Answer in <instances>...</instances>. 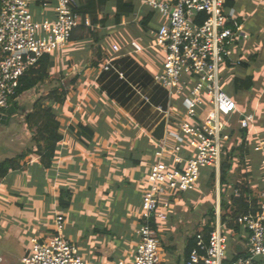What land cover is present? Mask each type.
I'll use <instances>...</instances> for the list:
<instances>
[{
	"label": "crops",
	"instance_id": "1",
	"mask_svg": "<svg viewBox=\"0 0 264 264\" xmlns=\"http://www.w3.org/2000/svg\"><path fill=\"white\" fill-rule=\"evenodd\" d=\"M123 1L131 4L133 11L117 17V0H94L96 9L83 16L89 19L90 25H84V30L75 29L65 46L49 53L46 67L48 77L17 98V111L12 119L21 122V132L8 134L9 143L4 147L0 145V162L16 157L29 147L32 149V144L26 145L28 140L31 141V129L25 123V116L34 110L37 111L36 122H44V108L53 114L57 123L56 133L61 137L48 168L39 162L40 153L34 147L20 159L18 167L3 177L0 183L1 236L6 237V229L9 231L10 228V231L17 233L21 227L27 226L20 219L21 213L14 212L16 206L22 205L19 198H26L24 200L35 204V219L39 220L40 215L42 221L49 217L50 205L54 212H59L58 199L62 190H69L72 194L73 200L68 211L86 210L79 209L78 205L83 198H90L94 205L86 201L92 205L89 210L95 209V213L104 218L111 211L104 201L108 197H101L105 194V188L116 200H121L120 213L112 222L113 233L107 242L101 243L106 246L102 252L92 254V247H95L92 241V247L89 242L84 246L82 254L91 264H108L112 261L134 264L142 196L147 187L150 168L156 160L155 151L166 132L178 129L184 120L190 121L185 117L183 104L187 91L183 96L172 97L170 106L167 95L168 123L163 118H152L154 107L160 106L153 101V98L158 99L156 87L160 86L152 78L162 70L164 59L157 45L156 33L166 20L146 6L143 0ZM228 1L230 5L226 6L229 11H233V22L237 24L239 38L235 40L232 56L221 69L229 71L233 83L236 78L252 77L251 88L240 89L250 93L243 98L246 101L240 103L234 99L239 111L235 115L247 112L252 116L250 136L256 135L255 139L259 143L255 148L261 146V149L264 145H260V142L264 141V136L252 130L254 122L264 121V113L260 110L264 108V0ZM77 3L81 5L83 0ZM56 4L57 0H29L33 20L39 27L38 35L43 34V21H55ZM108 61L118 67L122 78L114 72L103 74ZM124 84L130 89L129 92L121 91L127 89L126 86L122 88ZM59 87L67 91L61 100L54 101L47 97L51 90ZM141 94L147 96L149 102H145ZM39 99V104H35ZM246 106H249V111ZM160 122H163L162 134L156 137L154 132ZM79 126H85L93 135L86 136L79 130ZM166 136L168 146L174 145V139ZM0 138L5 137L0 133ZM15 142L21 147L14 154L12 143ZM181 153L183 156L190 153L187 144L183 145ZM218 180L216 174V182L219 184ZM194 189L170 198L166 220L174 212L171 204L189 202L187 196ZM263 190L254 196L256 200ZM45 197L48 202L46 215L42 206ZM93 211L88 213L92 216L95 214ZM129 211L133 214L127 216L126 212ZM125 216L129 221H126ZM4 219L8 222V228L7 223L3 224ZM166 220L157 222L161 246L159 256L165 264H186L189 255L186 256L185 252L187 236L183 244H180L178 238L175 240V237H171V225ZM35 230L27 228L25 231V237L30 243L32 238L37 237L38 231L35 233ZM94 231L95 227L91 232ZM166 237L169 243L164 242ZM0 257L1 264L20 263V260L8 254Z\"/></svg>",
	"mask_w": 264,
	"mask_h": 264
},
{
	"label": "built area",
	"instance_id": "2",
	"mask_svg": "<svg viewBox=\"0 0 264 264\" xmlns=\"http://www.w3.org/2000/svg\"><path fill=\"white\" fill-rule=\"evenodd\" d=\"M77 1L57 0L55 21H43V34L38 35L39 27L33 20L29 0H0V113L12 105L21 76L36 68L44 54L65 46L81 23L90 25L89 19L76 10ZM226 2L143 0L166 20L156 33L164 59L162 70L153 75V82L166 91L168 106L172 97L183 96L187 91L183 98L185 117L194 123L184 120L178 129L166 132L175 144L168 146L165 135L155 151L156 162L150 168L142 196L134 264H165L159 256L158 227L152 224L153 220L157 223L168 218L170 202L163 197L193 190L204 167L214 168L219 175L221 144L229 140L224 130L239 112L235 100L220 83L221 67L232 56L235 40L239 38L238 29L233 30L229 25L234 18ZM104 70H113L123 77L111 61L105 64ZM141 97L149 102L147 96L141 94ZM156 110L168 123L169 107L157 106ZM239 115L237 124L250 130L252 116ZM186 144L190 153L183 156L181 151ZM235 193L239 194L238 189ZM256 208V212L236 218V223L243 227L244 239H237L229 252V240L222 231L218 207L214 229L206 241L197 234L196 246L186 264H264V190L256 200ZM63 222L64 217L57 215L51 237L32 238L31 248L19 264H91L83 259L75 243L62 236ZM236 245L241 246L239 253L235 251Z\"/></svg>",
	"mask_w": 264,
	"mask_h": 264
},
{
	"label": "rangeland",
	"instance_id": "3",
	"mask_svg": "<svg viewBox=\"0 0 264 264\" xmlns=\"http://www.w3.org/2000/svg\"><path fill=\"white\" fill-rule=\"evenodd\" d=\"M220 83L221 87L223 90L230 95L233 99L239 100V102L243 103V101H246L243 99L246 96H249V92L247 91H240V89L233 83V80H231V77L229 76V71L221 69L220 71ZM242 90V89H241ZM247 110L249 111V106H246ZM155 112L152 114V118L154 120L160 119L162 114L156 110V107H154ZM261 112L264 113V108L261 107ZM247 112L245 113V115ZM239 118V115H234L230 119V124L228 126H235L236 120ZM258 119V117H257ZM21 122H19L16 118H13L9 124L2 126V129L0 131L1 135L5 138H0V145L6 146L9 141H8V136L12 135L13 133H20L21 132ZM254 128L253 132H258V134H262L264 136V121L259 122L257 120V123L254 122ZM150 127V126H149ZM252 132V133H253ZM251 133V134H252ZM7 134V135H4ZM9 134V135H8ZM255 134L250 139V142L248 144V153H244L243 157L241 158V155L238 154L237 158L235 159V175L236 178L240 181L247 182L250 187L254 190L253 194L254 196H257L258 192L260 190L264 189V163L262 160L264 159V146H262L261 149L257 150L255 146L259 143L258 140L255 139ZM261 136V135H260ZM237 140V139H236ZM234 138L230 139L228 141V146L233 145L234 143ZM236 142V141H235ZM32 141H27L26 145L32 144ZM223 143V142H222ZM14 148L13 153L15 154L16 151L21 147L18 142L12 143ZM10 146V145H9ZM239 153V152H238ZM1 157V153H0ZM2 159V158H0ZM156 159V158H155ZM156 160L153 162L155 163ZM245 172H248V176L245 175ZM205 188L203 185V181L200 178L196 184V189L192 191V193H189L187 196V200L189 202L186 203H178V205L171 204L172 209L174 210L173 214L169 217L167 222L171 225V230L169 231L171 234V237L178 238V242L180 244H183V240L186 236L189 234L193 233L196 230V226L200 224V222L203 219V215L206 213L208 209V203L209 204H214L216 209L218 208V182L215 181L213 183L211 189L208 191L201 189V186ZM115 187V186H112ZM121 187V186H120ZM105 194H102L101 196L103 199H105V204H107L110 208L111 211L110 213H107V218L100 217L99 213H95V209H91L92 205L89 204L86 201H90V198H83L81 201V204L78 205L79 209L84 208L86 210L84 211H79L76 209L74 212L73 211H68L67 208L63 207H58L59 212H54L52 205H50V213L49 217H45V219L42 221L41 216L39 215L40 219L36 220L35 212L36 209L34 207L35 204H31L27 202V200H24L26 198H21L18 199L22 203L21 206H16V210L14 212H19L21 213L20 219L24 220L27 223V226H23L20 228V230L17 231V233H13L12 231H7L6 229V237L0 235V256L4 254H8L12 257H14L17 260H20L23 255H25L31 248V243L28 242L27 238L25 237V231L27 228H35V233L38 231L36 234L37 237L41 236L45 239H48V237H51L56 228L55 224V217L57 215H62L64 217V222H63V237L71 241L72 243H75L76 246L78 247V251L80 255L87 261L85 256L82 254V251H84V246L87 242L92 241L95 247L93 248L92 254L94 252L100 251L106 247L105 245H101L102 242H107L110 238L109 236L111 233H113V228H112V222L114 219H117L118 214L120 213L121 210V200H116L114 196L110 195L109 190L105 188ZM52 190L50 192V196H52ZM109 195V196H108ZM29 198V196H28ZM101 198V199H102ZM71 199L72 194H71ZM163 199H168L170 201V198L168 197H163ZM71 200V201H72ZM32 202V201H31ZM29 203V204H28ZM103 203L100 202L101 205ZM50 204V202H49ZM93 204V203H92ZM47 197H45V201L43 203V212L46 215V209H47ZM94 205V204H93ZM175 206V207H174ZM87 211V212H86ZM89 212H94L95 214H92V216L88 213ZM98 212V211H96ZM127 216L132 215L133 212L129 211L126 212ZM16 215V214H15ZM125 216V218L127 217ZM124 218V217H123ZM124 218V219H125ZM126 220V219H125ZM129 221L128 217L127 220ZM12 222V221H11ZM7 223V228H8V222L6 219L3 220V224ZM13 224V223H11ZM29 225V226H28ZM95 227L96 231L92 233V229ZM74 233V236H73ZM39 234V236H38ZM78 236V238H77ZM111 237V236H110ZM77 239V240H75ZM165 243H169L170 240L167 239V237L164 239ZM237 239H229L228 242V250L229 252L232 251L233 245L236 243ZM161 248V246H160ZM1 258V257H0ZM2 261V260H1ZM0 261V264H1ZM4 262V261H3ZM5 264V263H3ZM92 264H95L92 262ZM108 264H117L116 261H112L111 263Z\"/></svg>",
	"mask_w": 264,
	"mask_h": 264
},
{
	"label": "trees",
	"instance_id": "4",
	"mask_svg": "<svg viewBox=\"0 0 264 264\" xmlns=\"http://www.w3.org/2000/svg\"><path fill=\"white\" fill-rule=\"evenodd\" d=\"M85 2V3H84ZM94 0H83L81 5L76 7V10L84 16L86 13L90 14L96 9L94 5ZM226 5H230V2L227 0ZM133 11V6L129 3L124 2L123 0H117V11L116 16L119 17L121 14H128ZM204 18V15L201 17ZM233 30H237V24L235 22L229 24ZM77 28L85 29L83 23H81ZM74 29V30H75ZM49 53L44 54L38 61L36 68L28 70L23 76L20 77L18 86L15 90V94L12 98V104L16 106L17 97H19L24 92L33 89L39 82H42L48 74L46 72V67L48 65ZM240 64V62H238ZM116 66V65H115ZM117 67V66H116ZM118 69V67H117ZM113 73V70H105L103 72ZM118 76L117 73L114 72ZM104 77V76H103ZM234 84L239 89L249 90L252 86V77L250 75L245 78H236ZM126 84L122 86L124 88ZM126 90H121L123 93L129 92L128 86ZM157 90V100L153 98L155 104H159L161 108L166 109L167 104V94L160 87H156ZM67 91L62 87L55 88L51 90L47 97L54 101L61 100ZM120 100V99H119ZM39 100L35 104H39ZM151 103H153L151 101ZM44 114L46 120L44 122H36L37 111L29 112L25 116V123L28 128L31 129V141L33 142V148L40 153L39 162L45 167L50 166L51 159L56 149L57 143L60 141L61 137L56 133L57 123L54 120L53 114L44 108ZM230 124V123H229ZM228 124V125H229ZM225 128L224 133L229 135V140L233 139V145L228 146V141H223L221 144V161L219 168V210H220V222L222 225L223 233L229 239H244V230L243 227L236 223V218L241 215L248 213L250 211L256 212V198L253 195L252 188L247 182L240 181L236 178L235 175V159L237 155L240 154L241 158L244 153H248V144L250 142V130L249 128H241L238 124L235 126H228ZM163 129V122H160L157 126L154 135L156 137L161 136ZM79 130L88 137H91L93 133L88 130L85 126H79ZM237 139V140H236ZM32 148V149H33ZM31 147L27 148L26 151L18 154L14 158H7L0 162V183L3 177L12 169H15L20 165L19 161L24 157L26 152L32 151ZM239 152V153H238ZM245 175L248 176V172H245ZM202 179L203 188L201 189L208 191L211 189L213 183L216 181V171L211 167H204L200 170V177ZM238 189L239 194L235 193V190ZM171 198V197H170ZM71 202V192L69 190H62L59 194L58 204L60 207L68 208ZM216 221V211L214 204L208 203V209L203 215V219L196 226V230L189 234L186 237L185 252L186 256L190 251L196 246L197 234H200L203 239L206 241L210 231L214 229ZM153 226L156 228L158 225L153 220Z\"/></svg>",
	"mask_w": 264,
	"mask_h": 264
},
{
	"label": "water",
	"instance_id": "5",
	"mask_svg": "<svg viewBox=\"0 0 264 264\" xmlns=\"http://www.w3.org/2000/svg\"><path fill=\"white\" fill-rule=\"evenodd\" d=\"M17 109L14 104L10 105L4 113H0V127L5 126L10 123L12 116L15 115ZM235 251L239 253L241 251V246L236 245Z\"/></svg>",
	"mask_w": 264,
	"mask_h": 264
}]
</instances>
